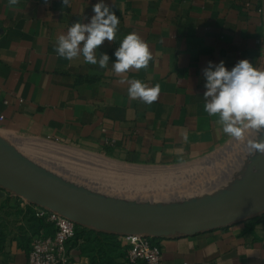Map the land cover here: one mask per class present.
<instances>
[{"label":"crops","instance_id":"0c3cea01","mask_svg":"<svg viewBox=\"0 0 264 264\" xmlns=\"http://www.w3.org/2000/svg\"><path fill=\"white\" fill-rule=\"evenodd\" d=\"M98 2L19 0L10 7L0 0V137L14 146L48 140L151 165L195 160L230 141L218 116L204 110L203 70L221 61L231 70L242 59L264 70L263 0H103L120 21L115 40L96 50L98 60L109 55L107 68L85 63L82 54L58 57V37L75 22L89 23ZM129 33L147 42L153 59L146 69L120 76L114 53ZM124 77L159 84L158 99H130ZM32 212L23 213L8 193L0 197V264H28L31 236L52 232L43 219L32 220ZM92 229L69 241L67 264H129L121 234L115 233L119 246L107 250L98 246L103 237L85 241ZM153 241L163 264H264V211Z\"/></svg>","mask_w":264,"mask_h":264},{"label":"water","instance_id":"95a60500","mask_svg":"<svg viewBox=\"0 0 264 264\" xmlns=\"http://www.w3.org/2000/svg\"><path fill=\"white\" fill-rule=\"evenodd\" d=\"M262 8L264 28V0ZM256 160L257 167L250 175L212 195L188 202L154 204L75 184L35 163L0 137V187L35 205L56 210L77 225L121 235L192 236L264 211V154L258 152Z\"/></svg>","mask_w":264,"mask_h":264},{"label":"clouds","instance_id":"9594fccd","mask_svg":"<svg viewBox=\"0 0 264 264\" xmlns=\"http://www.w3.org/2000/svg\"><path fill=\"white\" fill-rule=\"evenodd\" d=\"M63 3L68 6L69 0ZM18 4L19 0H8L10 7ZM93 12L89 23L75 22L66 34L58 37L55 51L58 57L69 61L82 54L85 63L107 68L109 55L101 53L98 60L96 50L105 40H115L120 21L103 0L93 6ZM114 55L113 70L120 76L130 69H146L153 59L149 45L136 33L127 34ZM203 75L206 80L204 110L210 116H218L217 123L222 126L223 133L243 144L249 156L257 152L264 154V140L259 139L264 134V70L242 59L231 70L223 61L215 65L209 62ZM120 82L129 84L130 99H140L146 104L158 99L159 84L149 87L138 79L127 80L126 77ZM187 139L184 134V140Z\"/></svg>","mask_w":264,"mask_h":264},{"label":"rangeland","instance_id":"374dc122","mask_svg":"<svg viewBox=\"0 0 264 264\" xmlns=\"http://www.w3.org/2000/svg\"><path fill=\"white\" fill-rule=\"evenodd\" d=\"M259 139L262 140V135ZM31 143L33 146L27 148ZM16 148L35 163L75 184L100 193L154 204L169 202H156V200L154 202L150 194L159 192L169 195L176 189L185 188V185L206 188L202 194L197 192L186 202L212 195L250 175L252 168L257 167L258 156V152L249 156L243 144L232 140L201 158L169 165L121 162L107 151H89L78 146L63 145L48 140H27L17 144ZM83 158L104 159L108 162L104 165H91L86 164ZM147 169L169 170L172 173L179 171V177H185V180L180 184H176L178 183L176 181L168 182L165 189L159 183H147L135 175ZM224 181L230 183L226 184ZM213 184L218 186L210 188ZM140 194L143 196L136 197ZM115 241L105 240L103 247L111 250L113 247L108 243Z\"/></svg>","mask_w":264,"mask_h":264},{"label":"built area","instance_id":"2783aa9c","mask_svg":"<svg viewBox=\"0 0 264 264\" xmlns=\"http://www.w3.org/2000/svg\"><path fill=\"white\" fill-rule=\"evenodd\" d=\"M263 13V8H258ZM4 116L0 114V121ZM5 193L16 200L18 206L26 213L32 207L36 218L43 219L51 225L52 232L45 233L42 229L31 236L28 251V264H67L69 261L68 243L74 237L77 224L64 214L33 204L31 201L0 187V197ZM126 243L125 260L129 264H163L160 246L147 234L122 235Z\"/></svg>","mask_w":264,"mask_h":264},{"label":"bare ground","instance_id":"6f19581e","mask_svg":"<svg viewBox=\"0 0 264 264\" xmlns=\"http://www.w3.org/2000/svg\"><path fill=\"white\" fill-rule=\"evenodd\" d=\"M83 159H84V162L86 164H91V165H95V164L104 165V164H106V162H108L107 160H104V159H92V158H91L92 160H90V158H83ZM179 174H180L179 171L172 173L169 170H167V171H165V170L156 171V170H152V169H147V170H142L141 172H137V174H135V175L138 177V179H142V180L146 181L147 183H153V182L159 183L162 186H164V188L166 189V187H167L166 185L168 184V182L172 183V182L176 181V182H178L176 184H180L185 180V177H179ZM169 177L171 179H169ZM228 183H230V182H228ZM228 183H226V184H228ZM216 186H218V185L213 184L210 186V188H214ZM230 186L231 185H228V187H230ZM184 187L185 188L174 190L169 195H164V194L159 193V192L158 193H152L150 195H151V197H153L154 202H155V200H156V202L167 201L169 203L170 202H173V203H175V202H186L188 199L193 197L195 195V193L200 192L202 194L206 189V188L199 187L197 185H189V186L185 185ZM207 189H209V187ZM134 195H136V194H134ZM139 196H143V195L140 194V195H137L136 197H139ZM149 199H151V198H149Z\"/></svg>","mask_w":264,"mask_h":264},{"label":"trees","instance_id":"16d2710c","mask_svg":"<svg viewBox=\"0 0 264 264\" xmlns=\"http://www.w3.org/2000/svg\"><path fill=\"white\" fill-rule=\"evenodd\" d=\"M32 220H39V218H36L34 215H31ZM40 223V222H39ZM86 226L83 225H77L76 227V231H75V237H84V231L86 230ZM92 232L94 233V236L91 237L90 235L85 237V241L89 240V239H93L95 240L96 238L100 237V242H102L103 240H116L115 239V233H111V232H106V231H102V230H98V229H92ZM101 237H103L101 240ZM74 238V237H73ZM110 245H112L113 248L118 247L119 246V242L115 241L114 243H108ZM99 247L103 246V243H100V245H98Z\"/></svg>","mask_w":264,"mask_h":264}]
</instances>
